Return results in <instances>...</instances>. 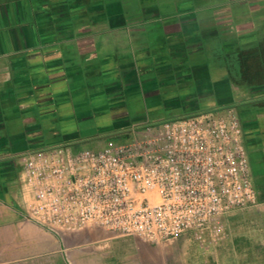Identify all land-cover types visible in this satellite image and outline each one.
<instances>
[{"label": "crops", "instance_id": "0c3cea01", "mask_svg": "<svg viewBox=\"0 0 264 264\" xmlns=\"http://www.w3.org/2000/svg\"><path fill=\"white\" fill-rule=\"evenodd\" d=\"M258 73L264 0H0V264H264V237L206 250L186 237L156 245L105 231L55 235L26 220L19 182L22 155L82 149L67 139L78 120L118 118L126 98L164 100L168 121L237 111L264 201V79L247 77Z\"/></svg>", "mask_w": 264, "mask_h": 264}, {"label": "built area", "instance_id": "2783aa9c", "mask_svg": "<svg viewBox=\"0 0 264 264\" xmlns=\"http://www.w3.org/2000/svg\"><path fill=\"white\" fill-rule=\"evenodd\" d=\"M101 149L20 157L27 221L55 235L105 231L151 244L226 238L225 218L259 203L234 109L149 124Z\"/></svg>", "mask_w": 264, "mask_h": 264}, {"label": "rangeland", "instance_id": "374dc122", "mask_svg": "<svg viewBox=\"0 0 264 264\" xmlns=\"http://www.w3.org/2000/svg\"><path fill=\"white\" fill-rule=\"evenodd\" d=\"M154 103L153 100L146 101L142 99L126 98L118 105L117 109H119L121 113L118 118H114L112 113H109L106 116L100 114L90 119L85 118L78 120L76 122L77 127L74 129L73 134H68L69 138L67 139H73L72 137L74 136L77 139H82L81 141L85 142L82 144L83 146H81L82 149H101L104 147L101 146V144L107 143L108 141L110 142H108L107 145L119 143L122 141V138H117L116 140L104 138L101 141V139L97 137L101 138L102 135L105 134L107 128L114 131L116 127L121 125L131 126L136 121H149L151 124H159L172 118V112L167 110L166 101L161 100L158 104ZM128 128L130 129V127ZM117 130L118 129H115L114 132ZM106 133H108V131ZM128 133L129 131L125 134ZM243 140L245 145L248 141L251 142V139L246 138L245 135L243 136ZM99 142H101V144ZM263 212L264 201L259 200L256 207L237 210L229 214L224 220L227 236L222 243L246 245L252 242H261V238L264 237V220L262 221L260 216ZM255 234H259L258 237H256ZM187 239L183 240L184 243L191 244Z\"/></svg>", "mask_w": 264, "mask_h": 264}, {"label": "trees", "instance_id": "16d2710c", "mask_svg": "<svg viewBox=\"0 0 264 264\" xmlns=\"http://www.w3.org/2000/svg\"><path fill=\"white\" fill-rule=\"evenodd\" d=\"M248 77V79H249V81H253L254 80V83L255 82H257V84H252V85H258V83H261L262 82V80L264 79V74H255L254 76L252 75H248L247 76ZM253 78V80H252V78ZM252 85H250V86H252ZM129 136H125V139H127ZM123 139V138H122Z\"/></svg>", "mask_w": 264, "mask_h": 264}]
</instances>
